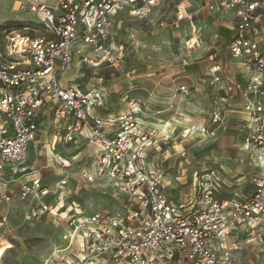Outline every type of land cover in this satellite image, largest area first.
I'll list each match as a JSON object with an SVG mask.
<instances>
[{"label":"built area","instance_id":"obj_1","mask_svg":"<svg viewBox=\"0 0 264 264\" xmlns=\"http://www.w3.org/2000/svg\"><path fill=\"white\" fill-rule=\"evenodd\" d=\"M165 1L179 2L167 19L159 16ZM204 6L224 15L233 34L224 60L215 47L206 56V74L217 88L208 105L194 103L191 85L173 84V97H185L191 112L203 118L177 134L149 98L114 112L105 104V87L71 84L65 75L76 54L82 64L123 67L128 46L114 35L117 14L156 19L162 29L176 32L185 24L194 27L188 1H31L29 11L43 34L0 31V227L8 222L13 199L9 175L29 169L24 163L46 125L54 137L65 132V142L85 141L83 155L75 154L81 155L80 179L109 181L125 196L117 210L71 208L67 213L62 198L54 204L46 200L53 190L39 174L22 181L20 197L36 203L34 216L60 212L68 217L64 243L43 264H236L245 245H264V0H206ZM194 39L187 41L189 52L198 44ZM189 64L185 58L183 65ZM235 103L241 105L237 124L251 164L252 192L246 198H221L222 177L207 168L194 175L187 194H175L166 165L169 148L195 134L217 137ZM67 182L62 178L54 192Z\"/></svg>","mask_w":264,"mask_h":264},{"label":"rangeland","instance_id":"obj_2","mask_svg":"<svg viewBox=\"0 0 264 264\" xmlns=\"http://www.w3.org/2000/svg\"><path fill=\"white\" fill-rule=\"evenodd\" d=\"M31 1L53 5L57 0H0V31L10 29L31 35L43 34V25L29 11ZM185 1L189 2L190 11L194 13V27L185 24L181 30L172 32L159 27L156 19H137L123 11L115 17L113 28L119 41L128 46V56L123 67L115 71L106 66L82 64L79 63L81 56L76 54L75 65L65 75V79L83 87H105V104L109 107V104L123 103L121 109L127 108L134 100L149 97L159 87L164 88L165 94H168L170 78L173 76L180 77L181 81H186L184 78L187 81L193 80L194 88L198 91L199 87L195 83L206 81L207 85L211 82L205 70L209 66L206 56L210 47L216 45L220 50L225 49L221 57L224 60L227 42L233 33L226 28L224 15L205 8L206 0ZM178 3L165 1L159 8V16L163 19L171 17ZM194 36L198 44L194 51L189 52L187 41ZM79 45L76 43V46ZM185 58L190 61L189 66L183 65ZM129 72L132 73L131 77L127 76ZM216 89L210 83L209 90L204 93L194 92L199 100H204L205 104L201 106L209 104L211 96L217 93ZM46 126L42 127L37 146L32 145L24 163L30 166L29 169L9 175L13 180V199L8 205V222L0 227V264H43L53 249L64 243L63 235L68 232L65 225L67 215L57 212L55 215L34 216L32 208H37L36 203L20 197L22 181L31 179L35 173L53 190L46 200L54 204L62 198L65 204L63 209L67 213L71 208L92 213L123 207L125 196L118 192L113 183L106 180L85 182L79 178L78 171L82 163L79 157L85 152V141L81 140L78 145L65 142L62 140L65 132L54 137V133ZM221 140L205 137L176 141L173 150L175 155L169 158L167 168L178 188L181 186L186 190L187 184L197 172L212 168L222 176L221 198H237L239 195L248 197L252 187L245 186L244 180L241 184L236 180L241 174L249 172L243 169V165L249 161L242 158L241 148L229 150ZM79 150L81 155L76 158L75 154ZM63 161H70V167L63 168ZM62 178H67L68 182L64 190L55 193ZM261 231L264 233V223ZM236 264H264V245L255 241L245 245Z\"/></svg>","mask_w":264,"mask_h":264},{"label":"crops","instance_id":"obj_3","mask_svg":"<svg viewBox=\"0 0 264 264\" xmlns=\"http://www.w3.org/2000/svg\"><path fill=\"white\" fill-rule=\"evenodd\" d=\"M213 48L217 49L219 51L220 58L224 56L223 55L224 54L223 50H225V49L220 50V48L218 46H216V45L215 46L213 45L212 47H210L208 52H210L211 49H213ZM194 49L192 51H194ZM192 51H190V52H192ZM206 61H208V60L206 59ZM207 67L205 68V70L207 69ZM184 79L186 81H181L180 77H175V76L171 77L170 78V83H169L170 85H169V87L167 89L168 90V94H165L164 88L159 87V90L154 89L153 90V94H151L149 97H143L145 99L149 98V102L151 103L152 108H154V109H163L164 110L163 117L167 118V119H170V121L172 123V127H171L172 128V132H176V134L181 128L189 126V124L192 123V122L202 121L203 118L201 116L195 115V114H193L191 112L185 97L180 96V95H178L177 97H173V95H174L173 84L174 83H179V84L185 83V84L191 85L193 87V96H194L193 100H194V103L201 106V105L205 104V102H204V100L202 98L199 100L196 97V95L199 94V93H204L207 89L209 90V84L211 83V82L207 83V85H206V81L205 82L199 81V83H195L196 86L199 87V90L196 91V89L194 88V83H192L193 80L187 81L186 78H184ZM160 90L164 91L163 92V96L161 95L162 91H160ZM194 92H198V93L195 94ZM158 96H162L163 98H159ZM122 104L123 103H120V104H115V103L109 104L110 105L109 109L111 111H114V112L123 111L124 109H121L122 108V106H121ZM175 111L182 112V116H177L176 114H174V113H176ZM240 117H241V105H240V103H235V105L233 106L232 111H230L227 114V117L225 119L224 125L221 127V129H220V131L218 133V136L213 138V139H222L221 142L223 141V143H226L227 146L226 145H224V146L228 147L229 150H231V149L236 150V149H238V147L241 148V139H242V137L240 135L239 127H238V124H237ZM193 138L204 139L205 137L202 136V135L195 134V135H191L188 139H193ZM208 139H210V138H208ZM174 149H175V147L171 146L169 148V151L167 152V156H168V159H167V162H166L167 167H168L169 158H172L175 155V151L173 152ZM241 156H242V158L244 157L243 151L241 153ZM244 168H245V170H248L250 172V170H251L250 162L248 164H244L243 165V169ZM248 173L246 174V172H245V174H241V176H239L236 181L238 182V184H241L242 180H244L245 186L252 187V189H253L252 184L248 180ZM168 174H169V178L173 182V185L175 186V188L173 189V192L175 194H179V195L183 196V195L187 194L190 191V188H191L190 187V183L191 182L187 184L186 190H184V188L181 187V186L178 188V184L176 183V181H174V178L171 177V174L169 173V171H168ZM221 187H222V185H221ZM220 191L221 190H219V192H218L219 196H220ZM239 197H241V196L239 195Z\"/></svg>","mask_w":264,"mask_h":264},{"label":"bare ground","instance_id":"obj_4","mask_svg":"<svg viewBox=\"0 0 264 264\" xmlns=\"http://www.w3.org/2000/svg\"><path fill=\"white\" fill-rule=\"evenodd\" d=\"M0 249H1V246H0Z\"/></svg>","mask_w":264,"mask_h":264}]
</instances>
